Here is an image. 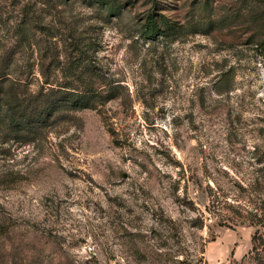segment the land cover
Listing matches in <instances>:
<instances>
[{
  "label": "rangeland",
  "instance_id": "rangeland-1",
  "mask_svg": "<svg viewBox=\"0 0 264 264\" xmlns=\"http://www.w3.org/2000/svg\"><path fill=\"white\" fill-rule=\"evenodd\" d=\"M154 11L168 35L143 40ZM263 44L264 0H0L16 86L62 85L79 55L115 87L33 141L0 134V264H260Z\"/></svg>",
  "mask_w": 264,
  "mask_h": 264
},
{
  "label": "trees",
  "instance_id": "trees-1",
  "mask_svg": "<svg viewBox=\"0 0 264 264\" xmlns=\"http://www.w3.org/2000/svg\"><path fill=\"white\" fill-rule=\"evenodd\" d=\"M102 1L105 4L110 2ZM108 9L113 11L115 8ZM154 15L155 11L151 12L141 26L140 37L143 40H154L168 35L169 22L163 17L158 21ZM82 58L76 55L71 61L80 68L77 69L79 71L71 67L70 71L69 67L67 68L70 76L67 78L70 81L56 87L42 86L34 94H30L26 88L16 86L22 83L20 77H14L11 72L0 69V134L33 141L42 137L54 124L75 119L77 111L94 108L113 98L109 92L115 87H110L109 91L98 89L91 80L92 77L85 76V70L90 68L80 65ZM41 73L45 76L44 84H49L50 74L45 71ZM257 233L253 236V252L256 259L261 260L260 264H264V253L259 250V245L264 246V239Z\"/></svg>",
  "mask_w": 264,
  "mask_h": 264
}]
</instances>
